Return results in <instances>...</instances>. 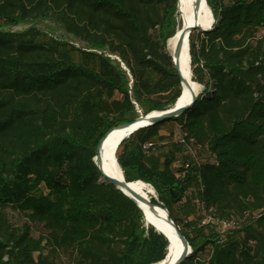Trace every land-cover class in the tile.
<instances>
[{"label":"trees","instance_id":"obj_1","mask_svg":"<svg viewBox=\"0 0 264 264\" xmlns=\"http://www.w3.org/2000/svg\"><path fill=\"white\" fill-rule=\"evenodd\" d=\"M206 3L214 22L188 37L196 100L115 157L187 239L181 264H264V0ZM179 25L176 0H0V264L164 258L165 238L93 157L107 130L179 96L167 51ZM169 123L179 139L161 133Z\"/></svg>","mask_w":264,"mask_h":264},{"label":"water","instance_id":"obj_2","mask_svg":"<svg viewBox=\"0 0 264 264\" xmlns=\"http://www.w3.org/2000/svg\"><path fill=\"white\" fill-rule=\"evenodd\" d=\"M203 1L204 4L208 7V10L211 15V21L207 26H205L200 20L201 11H203L202 0H191L189 4L185 0H176L177 11L178 12L181 11V15H182V10L185 13L189 11V18L187 19L184 17L181 18L180 30L178 31L175 45L172 54H169L172 67L175 70L180 81L179 96L175 99L174 103L165 110H160V111L153 110L146 114L139 113V115L133 118L132 120L119 123L118 125L107 130L103 134V136L99 139L96 146V152L93 157V162L100 173L101 179L104 182L112 184L115 189L119 190L123 195H125L130 200H132L141 210L145 225L151 226L156 232L160 233L165 238L167 242L166 252L164 258L160 260V264H181L185 259H187L190 256L191 247L187 239L179 230L178 226L174 223V221L170 217L168 210L162 204L157 194L153 198L154 199L153 202L151 201L150 198L137 192L131 186V184L136 181L127 182L124 179L120 167H119L121 171L120 178H117L109 174L108 170L106 169V160L109 159L108 158L109 156L107 157L104 155L103 147H104L105 139L112 130L114 129L125 130L124 134L119 138V140L115 144L112 153L114 161L117 164L114 153L119 143L124 138L128 137L131 133L138 130L139 128L149 126L161 121L169 120L171 118H175L183 114L185 110H187L192 106L198 94L194 90V88H192L188 83L187 73L185 71V66L183 65L182 49L185 45L188 59L190 62L189 46H188V37L190 32L194 29H199L204 31L208 30L211 27L212 23L214 22V14L212 13L210 7L206 3V0ZM185 90L187 92V96L183 98V94ZM140 203L146 205L150 211H153L156 208L163 211L164 212L163 221L165 222L164 224L166 225L160 227L154 221L150 220L146 212L141 208ZM173 238L176 239L177 244L174 243Z\"/></svg>","mask_w":264,"mask_h":264},{"label":"bare ground","instance_id":"obj_3","mask_svg":"<svg viewBox=\"0 0 264 264\" xmlns=\"http://www.w3.org/2000/svg\"><path fill=\"white\" fill-rule=\"evenodd\" d=\"M188 4L190 3L191 0H185ZM202 9L203 11H201V15H200V20L202 21V23L207 26L210 21H211V15L210 12L208 10V7L204 4V1L202 0ZM179 13V18H180V23H181V18H189V11L187 13H185L182 10V15H181V11L178 12ZM180 30V25L177 27L175 33L167 40V51L169 52V54H172L176 39H177V34L178 31ZM182 58H183V65L185 66V71L187 73V80L189 85L194 88V90L197 92V94L200 93L201 91V85L198 84L197 82L192 80V76H191V70H190V62L188 59V55L186 52V47L184 45L183 49H182ZM187 96V92L185 90L184 94H183V98ZM125 130L123 129H114L112 130L109 135L107 136V138L105 139L104 142V155L105 156H109L108 160H106V169L108 170L109 174H111L112 176H115L117 178L121 177V171L120 168L118 166V163L116 164L114 161V158L112 156L113 153V149L115 144L117 143V141L119 140V138L124 134ZM117 150V149H116ZM116 153V151H115ZM114 153V156H115ZM131 186L139 193L145 195L148 198H154L156 196V193L154 191V189L152 188V186H150L149 184H145V182L141 181V180H136V182H133L131 184ZM141 208L146 212L148 218H150V220L154 221L158 226L162 227L166 224H164L165 222L163 221V216H164V212L161 211L160 209L156 208L153 211H150L148 209V207L142 203H140ZM154 217V218H153ZM173 241L175 244H177V241L175 238H173ZM151 264H160V261L158 262H154Z\"/></svg>","mask_w":264,"mask_h":264},{"label":"rangeland","instance_id":"obj_4","mask_svg":"<svg viewBox=\"0 0 264 264\" xmlns=\"http://www.w3.org/2000/svg\"><path fill=\"white\" fill-rule=\"evenodd\" d=\"M49 23H40L38 26L41 27V28H44L45 30H50L49 28H47L46 25H48ZM23 27H26V25H17V26H13L11 27L12 29L14 30H17V29H21ZM54 34L55 35H62L63 34L61 33V31L59 29H56L54 28ZM66 39H70L71 38L69 36H66ZM202 89V87H201ZM170 131L173 132V139L174 140H177L180 138V132H179V129H178V125L176 123H169L167 125H165V127L163 128V130L161 131V133H164V134H168ZM191 150V149H190ZM191 152H193V150H191ZM180 217H183L182 215H179ZM10 217H11V220L15 223V224H19L22 222V218H19V216H17L16 214L14 213H10ZM42 232V228L40 226H36V225H32V232L33 233H37V232Z\"/></svg>","mask_w":264,"mask_h":264},{"label":"built area","instance_id":"obj_5","mask_svg":"<svg viewBox=\"0 0 264 264\" xmlns=\"http://www.w3.org/2000/svg\"><path fill=\"white\" fill-rule=\"evenodd\" d=\"M226 225H231L232 224V222H229V223H225Z\"/></svg>","mask_w":264,"mask_h":264}]
</instances>
